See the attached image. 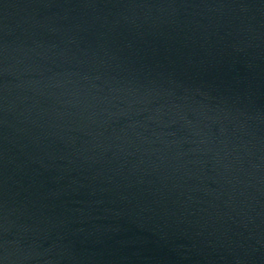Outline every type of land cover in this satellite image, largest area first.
<instances>
[{
	"label": "water",
	"instance_id": "1",
	"mask_svg": "<svg viewBox=\"0 0 264 264\" xmlns=\"http://www.w3.org/2000/svg\"><path fill=\"white\" fill-rule=\"evenodd\" d=\"M0 264H264V0H0Z\"/></svg>",
	"mask_w": 264,
	"mask_h": 264
}]
</instances>
